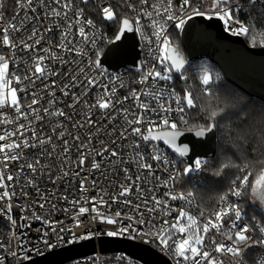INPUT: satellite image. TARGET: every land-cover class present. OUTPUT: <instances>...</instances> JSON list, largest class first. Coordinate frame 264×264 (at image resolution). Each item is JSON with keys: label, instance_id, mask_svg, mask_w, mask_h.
Returning a JSON list of instances; mask_svg holds the SVG:
<instances>
[{"label": "built area", "instance_id": "2783aa9c", "mask_svg": "<svg viewBox=\"0 0 264 264\" xmlns=\"http://www.w3.org/2000/svg\"><path fill=\"white\" fill-rule=\"evenodd\" d=\"M95 3L99 14L103 17L101 9L105 6H111V9L115 12L114 3L112 0H91ZM127 15L133 25L136 37L139 41L142 56H141V71H133L128 68H120L116 71H108L105 68L100 66V69H93L90 75H95L97 71H101L103 75L99 76L98 79L103 82L104 85H107L109 90L115 89V98L123 100L125 96H131V92L133 90L136 91H151V80L141 84L140 81L142 76L151 68L153 64L157 66L156 70H159L163 67L159 61L162 56V52L158 49L156 41V37L153 35L155 29L149 27L151 25L152 20H158L161 23H164L161 20V17L157 16L153 9L151 8L152 4H161L163 3L165 6L167 5V0H147L146 4H142L140 0H120ZM182 0H173V8L179 14L183 15V13H179V6ZM72 7L71 9H63L62 3L57 5L55 0H43V3L39 2V0H33L32 5L27 4V0H0V30L4 27H7L9 24H17L20 25V21H25L22 30L20 32H12L9 29L10 38L19 41L21 38L27 39L29 35H31V30L33 25L40 29V33L43 35V39L41 43L36 46L35 51H27L21 48L12 49L10 47H6L0 42V55H4L10 61L9 72H15L16 75L24 76L26 74L27 68L29 65H32L33 58L36 55H44L40 49L43 48H51L52 51L57 52L62 55L64 59L68 60L69 63L61 66L59 62L45 61L46 64L53 67L54 69H59L61 72H67L69 68H78L84 67L87 71V66L89 61H96L100 56H102L108 45V32L104 27L97 22L89 13L87 6L84 4L82 0H71ZM190 3L193 7H198L201 5L200 2H196L195 0H190ZM238 3L241 5V9L236 12L234 15L245 24V26L249 27L246 21L243 19L242 15L247 7L249 6H260L264 7V0H256L255 4L249 2V0H238ZM21 4L24 7H21ZM131 6V7H130ZM235 7V4L232 5ZM35 7L36 11H31V8ZM56 8L60 11H66L67 17H52L46 16V13H51L52 9ZM82 11V15L80 17L81 21L86 19L93 20V26L86 27V33L88 36L87 41L82 42V38L78 35V27L79 25H74L72 28V32L69 34V39L73 40V46L76 49L74 52H66L61 48L56 47L58 44L62 43L61 41V33L62 31H67V23L68 20H75V13L77 11ZM153 11V15L148 17L144 14L143 10ZM202 11H205L207 15H212L211 4L206 5L201 8ZM191 15V12L188 13ZM194 16V15H193ZM214 16V15H212ZM31 17V22H28L25 18ZM139 17L140 23L136 24L135 21ZM187 20V17H184ZM39 20V22H37ZM222 24L225 30L229 33L228 27L230 25H226L224 21ZM58 25V26H57ZM235 27V25H231ZM167 34L170 36L173 31H179L180 28H176L174 26V22H167L165 24ZM47 28H51V31H46ZM232 34V33H231ZM242 37H246L248 35H240ZM95 40V44L91 42ZM0 41H2V31H0ZM34 41H28V43H33ZM170 45H172L170 43ZM169 45V46H170ZM80 50L83 51V54H79ZM72 61H78V64L71 63ZM27 62V63H25ZM55 79L57 81L55 88L51 89L55 91V96L57 98V103L54 105L55 108H63L66 113H68L72 119L68 120L65 117H48L45 116L41 111L40 114L44 116V119L41 121H37L34 119L33 114H29V120L32 121L30 127H26L24 132L25 136L31 138V131L34 128L37 133L40 135L47 137L52 136V143L56 145L57 155L60 153V149L63 147L62 140L58 138V132L64 131L65 136L63 139H68L71 141L69 147L70 152L67 154V162L63 164L64 170L69 172L68 177H64L63 179H56L58 175H61V160L57 159L54 155L52 158H48L44 155L40 148H32L25 149L24 157L18 162H13L9 165L8 171L18 177L17 180L13 182V188L18 195L13 197L11 200L0 201V243L4 244L5 247L0 249V257H4V264H21L33 258L44 256L49 252L73 245L75 243L94 239L96 242L98 238L102 236H109L107 232L116 231L121 225H109L106 221H102L101 219H92L96 213H92L89 211L84 216L76 215V210L70 203L71 200L80 198L81 193L79 192V181L81 178L87 177L85 184L90 190L84 193V196L87 197H95L97 193L100 192L101 187L105 189L108 194H112L116 192V186L120 184L128 185L130 182L126 179L124 173L121 171L122 168H128V175L132 176L133 181L137 176H140V180L136 183L140 188L143 189L142 195L145 198L155 197L160 199L162 202L167 201L169 209H171V213L169 215H165L163 211H159L157 213H148L144 210V219L147 221L149 219L152 220V224L146 225H136V228L141 229L140 234H137L135 231L129 233L118 234L114 237L120 238H129L141 243L147 244L166 258L172 264H176V257L174 254L167 248H162L155 242L153 236L158 231L157 227H153L152 225H160L163 223L165 219L172 221L178 215L179 209H184L190 215H194L197 220H200L199 213L200 211H204L205 216H211V214L220 207H224L225 204L220 199L217 203L210 209L203 208L199 205L193 191L190 188H182L180 186V177L182 171L181 158L176 156L169 148H167L164 144L156 141L144 142L139 137H133L131 135L128 138L121 139L120 131L123 127H128L124 121L122 115L117 114L116 119L109 121L104 116L101 115V110L98 108H92L89 113V109L85 107L84 100H87L88 104H95L97 96L103 92V88H93L90 89L88 95L83 97L81 103L77 104L75 108L67 107L68 104H71L72 98L71 94L69 96H64L60 91V87L64 83H69L68 76H60V77H48L47 80L41 82L37 81L36 85H30L28 81H24L22 84L17 85L15 82L10 87L22 88L25 85L28 86V92H19L18 98L22 105H27L31 102L32 96L30 93L35 91L39 93L41 97V101L38 105L34 106L42 109L43 107L48 106L47 101L52 97L48 94V92L43 90V83H48L51 85V81ZM180 78L179 74L173 72V78L169 81H159L156 84L157 89H164L165 96L168 97L171 92H175L176 94L183 97L184 94L180 92L179 89ZM205 86V85H204ZM83 87H77L70 89V93L74 92L79 95L83 91ZM7 91V90H5ZM10 100V98H9ZM141 100H144L150 106H158L156 100L152 98L144 97L141 95ZM135 101L131 98L124 102L123 107L129 108L130 111L139 112L140 110L136 107ZM168 104H171L173 108H175V101L172 98L167 100ZM119 108L120 106L117 105ZM27 111L26 107L22 109ZM85 114H89L91 119L96 122V124L92 127H73V123L76 121L84 122L87 116ZM183 115L184 120L180 119V116ZM7 117L10 120H13L14 123L11 124H0V135H3L5 130L7 131H15L19 124L28 125V121L24 119H16V113L12 108L6 107L4 109H0V119ZM169 116L173 121L177 123L176 129H188L189 125V112L186 110L182 114H178L176 112L169 113ZM135 117L129 116V119H134ZM149 119L159 121L160 117H158L155 113H149ZM187 121V123H185ZM57 124L62 125L57 128V132L53 133L52 128L56 127ZM101 128L100 132H96V127ZM116 128L117 131L113 132L112 129ZM168 128L164 126L162 123H159L157 127L153 130ZM130 133V128L128 129ZM145 129L142 128V131ZM111 132L112 135H106V133ZM91 134V144L89 148H94L96 151L101 150L100 141L104 140V142L108 145L109 149L116 148L119 152V158L122 161H130V163H117L113 164L111 161L116 160L117 158L109 157L107 159H102L100 156L95 154V151H89L85 149L87 152V159L85 165L82 169L78 167V150L75 145L79 144V141L73 140L74 136H80L81 140H84L85 143L88 141V136ZM145 134L146 131H145ZM116 139V144H112V139ZM21 137L14 136L11 137L10 140H19ZM10 140H6L5 142H10ZM136 142L140 144V151L145 157V162L152 165L151 173L148 174L147 170L139 169L137 164L132 159L135 155L134 149L131 147L132 143ZM3 143V142H0ZM43 147L51 150V145L46 144ZM156 149V151H154ZM19 151V150H17ZM39 153V158L44 164H51L52 167L50 169L51 178L55 180V183H52L49 179V170L46 169L44 173L38 172L35 176L36 183L39 185L40 190L45 192L46 195L50 197V201L46 204L44 210H39L35 208L31 201L35 200V189L32 187L24 188V191L28 192L29 195L27 197L19 194L21 192V188L24 187V178L21 173L17 171L18 164L24 163V159H35L37 158L36 154ZM153 155H159L161 159L159 161L153 160L151 157ZM107 157L108 154L105 153ZM95 159V161L101 164V168L99 170L91 169V163ZM197 159L204 162L202 168L200 170H194L188 176L190 178V183L195 185L201 182L200 174L203 170H205L211 163V158L206 157H196L193 162ZM164 161H168L169 163H164ZM195 166V163H194ZM80 171V176H74V173ZM27 175H31L30 172L25 170ZM243 175H241L242 177ZM170 177H175V179H169ZM95 179L97 181V185L95 188H92V180ZM168 181L167 184L164 182ZM232 187V184L230 185ZM229 187V188H230ZM13 188L7 189L10 193ZM249 187L247 190L242 189L241 197H232L229 196L228 203L234 204L237 207V210L241 213L240 220H235V212H232L229 217H226L224 221H222L221 228L223 233H228L230 229L232 230V235L236 230L247 226L249 228V232L246 235H250L254 241L264 240V232H261L260 229L264 228V226L258 222L250 220L248 217V212L245 206V198L247 195ZM5 189H0V191H4ZM228 191V190H227ZM191 192L192 196L188 197L186 200L176 199L171 200L167 197L170 195H175L180 197L181 195L187 196V193ZM55 193L54 196L51 194ZM227 193V192H226ZM225 193V194H226ZM223 194V195H225ZM63 196H68V201L62 199ZM141 193H137L135 187L132 190V194L128 197L131 199L133 204L140 203ZM123 199V198H121ZM12 205L11 211L7 212L8 204ZM51 203H55L57 205V210L55 212H51ZM151 200H149V206H151ZM91 208V205H87ZM78 207V206H77ZM161 208L163 205L160 206ZM25 209V210H22ZM67 208L68 211L64 212L63 209ZM119 210L123 213H127L131 215L134 219L138 215L137 212L132 211L128 206L124 204H113L111 210L107 208V206H99V211L107 217H111L113 219H117L113 213L114 211ZM143 210V209H142ZM33 211H39L41 215L47 217L50 220L59 221L60 223L55 225L57 231H52L47 225H44L40 221L34 220L32 216ZM9 216L13 220L16 221V224L13 225ZM27 217V219H24ZM124 224L132 223V221H128L125 219L123 221ZM233 223L236 224V229H232ZM79 224V226H78ZM63 227L65 231L59 232L58 230ZM37 229H40L38 232ZM131 231V230H130ZM47 232L48 235L44 236L43 233ZM203 234V233H201ZM177 239L178 234H173ZM215 239L218 243L231 244V241L227 239L226 235L221 234V232H217L216 230H212L207 234L206 237V249L213 253L214 256L217 257L219 264H240V261H243V264H261V260H264V245L248 243L247 245H238L241 247V255L240 257H233L232 254L224 253L218 254L214 253V245L211 243V240ZM15 251L18 253L17 256H12L11 253ZM63 264H146L136 257L123 252H109L102 253L97 250L94 253H90L87 255H83L74 259H71Z\"/></svg>", "mask_w": 264, "mask_h": 264}, {"label": "snow or ice", "instance_id": "6c2138e0", "mask_svg": "<svg viewBox=\"0 0 264 264\" xmlns=\"http://www.w3.org/2000/svg\"><path fill=\"white\" fill-rule=\"evenodd\" d=\"M20 0H18V3ZM39 2L43 3V0H39ZM87 3V0H84ZM142 4H146L147 0H140ZM250 3L255 4L256 0H249ZM57 5L62 3L63 9H71L72 3L71 0H55ZM28 5L33 4V0H27ZM235 4V7L232 5ZM23 8L24 5L21 4ZM131 7V6H130ZM204 7L203 0H201V5L198 7H193L190 3V0H182L179 6V13H183V15H179L173 8V0H167V5L165 6L163 3L161 4H152L151 8L155 12V14L161 17V20L164 23H161L158 20H152L151 25L155 29L153 35L156 37V41L158 42L157 47L162 52V56L160 58L159 63L163 66L159 70L157 66L153 64L151 68L142 76L140 81L141 84L151 80V91H136L133 90L131 92V96H125L123 100L115 98V89L109 90L107 85H104L102 81L98 79L99 76L103 75L101 71H97L95 75H90L93 69H100V62L97 59L96 61H89L87 66V71L84 67L78 68H69L67 72H61L59 69H54L53 67L49 66L45 63V61H52V62H59L61 66L68 64L69 61L64 59V57L57 52L52 51L51 48H43L40 49L44 53V55H36L33 58L32 65H29L24 76L16 75L15 72L10 73V61L4 55H0V109H4L6 107L12 108L16 113V119H24L28 121V125L19 124L15 131H7L5 130L3 135H0V189H5L4 191H0V201L4 200H11L13 197L18 195L13 188V182L18 179V177L12 174L9 169V165L13 162H18L24 157L23 150L25 149H32V148H40L44 155L48 158H52L54 155L57 159L61 160V175H58L56 179H63L64 177L69 176V172L64 170L63 164L67 162V154L70 152V143L68 139H63L65 136L64 131L58 132V138L62 140L63 147L60 149V153L57 155L56 152V145L52 143V136L44 137L37 133L33 128L31 131V138L25 136V128L30 127L32 121L29 120V114H33L34 119L37 121H41L44 119V116L40 114L42 111L45 116L52 117H65L68 120H71L72 117L65 112L63 108H55L54 105L58 102L55 96V91L51 89L55 88L57 81L53 79L51 81V85L48 83H43V90L48 92V94L52 97L47 101L46 107L42 109L34 107L38 105L41 101V97L39 93L32 91L30 95L32 96L31 102L29 104L22 105L20 99L18 98V91L19 92H28V86L17 88V87H10L13 82L17 85L22 84L24 81H28L30 85L35 86L37 81H45L48 77H60V76H68L69 83H64L62 87H60L59 91L64 96H69L71 94L72 103L68 104L67 107L75 108L77 104L81 103L83 97L88 95L90 89L93 88H103V92L97 96L95 104L89 105L87 100H84V105L86 108L90 110L92 108H98L101 110V115L104 116L107 120L112 121L116 119V115L120 114L123 116L124 121L128 127H123L122 131H120L121 139H127L129 135L133 137H139L144 142H150L152 140H157L161 138L160 134L153 135V129L158 126L159 123H162L164 126L172 129V131H168L163 133V137L165 143L167 144H175L176 138L180 135L179 132L175 131L177 128V123L171 119L169 113L176 112L178 114L184 113L188 109L196 108L197 106L194 104V99L191 93H185L183 97L176 94L174 91L169 94L168 97L165 96L164 89H157L155 86L159 81H169L173 78V72L180 73L182 69L185 68L186 61L184 60L183 56L180 54L178 49L170 48L169 45L171 43L170 38L167 34V30L165 24L167 22H174V26L176 28L182 29L184 24L186 23L185 16L187 19H192V16H205L207 13L202 11L201 8ZM241 9V5L238 3V0H211V11L212 15L216 16L220 20L224 21L226 25H230L228 27V31H230L233 35H248L249 34V27L245 26L234 14ZM31 11L35 12V7L31 8ZM82 9L75 13L76 19L73 21L71 19L68 20L67 23V31H62L61 33V41L62 43L58 44L56 47L61 48L63 51L66 52H74L76 49L73 46V40L69 39V34L72 32V28L74 25H79L78 27V35L82 38L83 41L88 40V36L86 33V27L93 26V20L86 19L81 21L80 17L82 15ZM144 14L148 17L153 15V11H147L146 9L143 10ZM103 14V18L105 20H113L116 18V14L111 9V6H105L101 9ZM191 12V15L188 13ZM2 15V14H0ZM212 15H208V18H212ZM46 16L52 17H67L66 11H60L56 8H53L51 13H46ZM28 22H31V17L25 18ZM39 22V20H37ZM136 24L140 23L139 17L133 21ZM25 21H20V25L17 24H9L7 27H4L2 30V44L6 47H10L12 49L21 48L27 51H35L36 46L41 43V40L44 38L43 35L40 33V29L33 25L31 30V35L27 37V39L21 38L19 41H16L10 38L9 29L12 32H20L24 25ZM235 25L232 27L231 25ZM122 25L124 29L132 30L131 23L128 18L122 20ZM58 26V25H57ZM51 28H47L46 31H51ZM28 41H34L33 43H28ZM93 45L95 44V40L91 41ZM79 54H83V51L80 50ZM27 63V62H25ZM73 64H78V61H72ZM213 77L208 74L207 71L204 72L202 76V84L207 86L205 91H209L211 85L210 81H212ZM83 87V91L77 95L74 92L70 93V89ZM7 90V91H5ZM141 95L144 97L152 98L156 100L158 106H150L144 100H141ZM10 98V100H9ZM132 99L133 101L137 102L136 107L140 110L139 112L130 111L129 108L123 107V104L128 99ZM169 98L174 99L175 101V108L172 107L171 104L167 103ZM117 105L120 107L118 108ZM26 107L27 111H24ZM234 107V104L230 100H223L222 103H218L213 109L209 111V123H207L205 128L196 132V135L202 136L205 134V131H212L217 124L215 121L217 118L228 119L233 115L231 112V108ZM149 113H155L158 117H160L159 121L152 120L147 118ZM87 118L84 122L76 121L73 123V127H92L96 124L95 121L91 119L89 114H85ZM235 115H239V113H235ZM129 116L135 117L134 119H129ZM181 120H184L183 115L180 116ZM14 123L13 120L8 119L6 116L3 119H0V124H11ZM187 123V121H185ZM62 125L57 124L56 127L52 128V132L56 133L57 128L61 127ZM96 127V132H100L101 128ZM130 128V133L129 129ZM142 128L145 129L142 131ZM113 132L117 131L116 128L112 129ZM145 131L147 134H145ZM19 136L21 139L19 140H10L11 137ZM106 135L111 136L112 133H106ZM6 140H10V142H5ZM73 140L79 141L78 145H75L78 150V167L80 169L83 168L87 159V152L84 151L88 149L89 151H95L97 156H100L102 159H107L109 157L117 158L116 160H112L113 164L117 163H130V161H122L119 158V152L116 148L109 149L108 145L104 142V140L100 141L101 150L96 151L94 148H89L91 144V134L88 136V141L85 143L84 140H81L80 136H74ZM112 144H116V139H112ZM46 144L51 145V150L48 148L43 147ZM131 147L135 151V155L132 158L137 167L139 169L147 170L148 174L151 173L152 165L145 162V157L140 151V144L133 142ZM19 150V151H17ZM156 151V149H154ZM187 149H182L180 151L181 155L186 154ZM105 153L108 156H105ZM37 158L35 159H24V163L18 164L17 171L23 175L24 178V187L21 188V192L19 194L27 197L29 195L28 192L24 191L26 187H32L35 189V200L31 201V204L38 208L39 210H44L46 204L49 203L50 197L40 190L39 185L36 183L35 176L38 172L44 173L46 169L49 170V179L52 183H55V180H52L50 169L52 167L51 164H44L42 163L41 159L39 158V153L36 154ZM153 160L159 161L161 157L159 155H153L151 157ZM164 163H169L168 161H164ZM195 169L200 170L202 165L204 164L203 161L197 159L195 162ZM261 165H264V161H260ZM230 163H226L224 165L225 168L231 167ZM251 167H254L252 162L245 163L243 167L239 168L240 172L245 173L242 177L237 176L235 179L232 180L230 187L225 195L220 197V200L224 202L225 206L220 207L219 210L213 212L211 216H205L204 211H200L199 216L200 220L194 215H190L184 209L178 210V215L175 217L174 220L169 221L165 219L162 224L155 225L153 227H157L158 231L153 236V239L159 246L162 248L169 249L176 259V264H219L217 257L210 253L206 249V237L207 234L212 231L213 229L217 232H221V234L226 235L227 239L231 241V244H224L218 243L215 239L211 240V243L214 245V253L218 254H232L233 257H240L241 255V247L238 245H247L248 243L253 244H260L264 245V240H257L254 241L250 235H246L249 232V228L247 226L236 230L234 236L232 235V230L228 233H223L221 224L222 221L226 217H229L232 212H235V220H240L241 213L237 210L236 205L229 204L228 198L229 196L232 197H241L242 189L247 190L248 187H251L252 193L257 195L261 201H264V174H261L256 177L255 182H250V177L254 174L251 171H248ZM101 168V164L95 159H93L91 163V169L99 170ZM30 172L31 175H27L25 172ZM193 169L191 166H188L184 169L185 173L191 172ZM121 171L124 173L126 179L130 182L128 185L120 184L116 186V192L112 194H108L103 187H101L100 192L97 193L95 197H87L83 194L88 192L90 189L86 187L85 181L87 177L81 178L79 181V192L81 193L80 198H76L70 201L72 206L76 210V215L84 216L89 211L92 213H96L92 217V219H101L102 221H106L109 225L120 224L121 226L116 231H109L107 235L109 236H116L118 234L129 233L131 235L132 231H135L137 234H140L141 229L136 228V225H146L152 224V220H145L144 217V210L148 213H157L159 211H163L165 215H169L171 213V209H169L167 201H161L158 198L151 197L145 198L142 195L143 189L138 186L136 183L140 180V176L135 178L133 181L132 176L128 175L129 169L122 168ZM74 176L79 177L80 171L74 173ZM169 179H175V177H170ZM165 184L168 181L164 182ZM97 185V181L95 179L92 180V188H95ZM135 187L137 193H141L140 196V203L133 204L131 199L128 197L132 194V190ZM13 188L12 192L10 193L7 189ZM52 196L55 193L51 194ZM192 193H187V196L181 195L177 197L175 195H170L167 198L171 200L182 199L186 200L188 197H191ZM123 198V199H121ZM62 199L68 201V196H63ZM149 200H151V206H149ZM91 205L89 208L87 205ZM113 204H124L128 206L132 211L138 213L136 218L134 219L131 215L127 213H123L119 210L114 211L113 215L117 219H113L111 217L104 216L99 211V206H107L109 210ZM163 205L161 208L160 206ZM78 206V207H77ZM12 205L9 203L7 207V212H10ZM143 209V210H142ZM22 210H25L22 208ZM57 210V205L55 203H51V212H55ZM64 212H67L68 209H63ZM32 216L34 220L40 221L44 225H47L52 231H57L55 225L60 223L59 221L50 220L47 217L40 214L39 211H33ZM11 223L13 225L16 224V221L9 216ZM27 219V217H24ZM127 219L128 221H132V223L124 224L123 221ZM79 226V224H78ZM236 224L233 223L232 229H236ZM131 230V231H130ZM39 232L40 229H37ZM59 232L65 231L63 227H61ZM261 232H264V228L260 229ZM178 234V239L174 237L173 234ZM203 233V234H201ZM44 236H47L48 233L44 232ZM5 247L4 244L0 243V249ZM12 256H17L18 253L13 251L11 253ZM4 257H0V264H4L5 262ZM240 264H243V261H240ZM261 264H264V260H261Z\"/></svg>", "mask_w": 264, "mask_h": 264}, {"label": "water", "instance_id": "95a60500", "mask_svg": "<svg viewBox=\"0 0 264 264\" xmlns=\"http://www.w3.org/2000/svg\"><path fill=\"white\" fill-rule=\"evenodd\" d=\"M122 20L116 35L109 41L102 56L98 58L100 66L108 71H116L123 67L141 71L142 51L134 25L129 19L132 30L124 29ZM180 42L185 54L179 46H169L178 49L186 61L185 68L177 74H183L188 65L195 61L212 62L230 84L264 103V44H248L244 37L227 32L219 18L216 16L208 18V15H194L192 19H187L183 28L180 29ZM201 129H175L180 135L172 145L165 143L163 137V133L172 129L153 130V135L160 134L161 138L152 141L164 144L185 161V168L191 166L194 170L193 161L196 157L213 159L216 154V128L205 131L202 136L196 135V132ZM185 148L186 154L181 155L180 151ZM192 171L184 172V175L188 177ZM97 250L102 253L123 251L146 264H172L168 258L147 244L114 236H102L97 242L94 239L81 241L21 264H63Z\"/></svg>", "mask_w": 264, "mask_h": 264}, {"label": "trees", "instance_id": "16d2710c", "mask_svg": "<svg viewBox=\"0 0 264 264\" xmlns=\"http://www.w3.org/2000/svg\"><path fill=\"white\" fill-rule=\"evenodd\" d=\"M116 18L105 20L98 12L93 1L89 2L87 9L90 15L99 22L108 32V43L116 35L120 22L127 18V12L120 0H112ZM200 2L201 0H195ZM204 6L211 4V0H203ZM249 26V34L245 40L250 45L264 44V7L249 6L242 15ZM177 37L175 44L180 47L185 54L181 42L179 31H173ZM204 63V65L202 64ZM211 72L213 77L210 81L209 93L205 92L202 84V76L205 70ZM187 75L183 81L180 79L179 89L182 94L191 93L194 104L197 106L188 109L189 125L188 129L205 128L209 123V111L218 103L227 99L233 102L231 115L228 119L217 118L216 128V154L212 163L201 172V182L192 185L190 178L184 175L182 171L180 177V186L190 188L199 205L203 208H212L220 197L227 192L231 182L237 176L244 175L239 168L245 163L252 162L254 167L251 171L254 175L250 177V182L254 183L257 176L263 174L264 165V103L252 98L242 92L237 87L230 84L223 76L220 69L208 61H195L190 63L184 72ZM180 78V77H179ZM239 113V115H235ZM182 168H185V161L181 160ZM230 163L232 166L225 168L224 165ZM245 206L250 220L258 221L264 226V205L255 202L254 194L249 187Z\"/></svg>", "mask_w": 264, "mask_h": 264}, {"label": "rangeland", "instance_id": "374dc122", "mask_svg": "<svg viewBox=\"0 0 264 264\" xmlns=\"http://www.w3.org/2000/svg\"><path fill=\"white\" fill-rule=\"evenodd\" d=\"M82 1L84 2V0H82ZM89 2H91V0H87V3L84 2V4H85L86 6L89 5V7L91 8V5L89 4ZM108 21H109V20H108ZM169 38H170L171 43H174V42L177 41V37H176L175 35H173V34H170ZM172 45H175V44H172ZM202 64L204 65L203 62H202ZM204 66H205V65H204ZM205 71H207L208 74L211 75V72H210L209 70L206 69ZM205 71H204V72H205ZM204 72H203V74H204ZM179 77H180L181 80L184 81V80L186 79L187 75L183 73V74H179ZM206 87H207V86H204V85H203V89L206 88ZM204 90H205V89H204ZM205 92H206V91H205ZM206 93H209V91H207ZM254 197H255V202H256L257 204L262 205V206L264 205V201H261L257 195H254Z\"/></svg>", "mask_w": 264, "mask_h": 264}]
</instances>
